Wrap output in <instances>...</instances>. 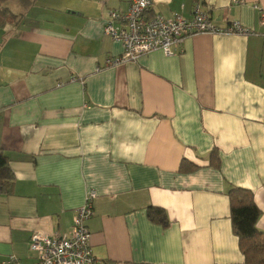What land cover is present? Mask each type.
<instances>
[{
    "label": "crops",
    "instance_id": "1",
    "mask_svg": "<svg viewBox=\"0 0 264 264\" xmlns=\"http://www.w3.org/2000/svg\"><path fill=\"white\" fill-rule=\"evenodd\" d=\"M152 1L150 15L190 19L198 4L212 24L252 33L193 35L172 55L108 66L123 48L103 27L129 0L7 4L24 17L0 28V150L14 173L0 264H33L31 235H69L91 191L93 264H243L233 187L253 193L264 231V0Z\"/></svg>",
    "mask_w": 264,
    "mask_h": 264
},
{
    "label": "built area",
    "instance_id": "2",
    "mask_svg": "<svg viewBox=\"0 0 264 264\" xmlns=\"http://www.w3.org/2000/svg\"><path fill=\"white\" fill-rule=\"evenodd\" d=\"M152 0H129L124 11H110L103 27V35L121 43L120 57L107 61L108 66H117L136 61L139 57L154 51H162L169 56L173 47L186 37L206 34L249 35L250 31L238 23L225 28L211 23L206 13L197 4L193 16L185 19L175 16L166 19L159 14H151ZM93 191L89 192L85 203L74 211L69 235H43L33 233L29 241V251L35 255L33 264H93L94 257L90 245V233L86 222L93 215ZM18 259L10 256L5 264H17Z\"/></svg>",
    "mask_w": 264,
    "mask_h": 264
},
{
    "label": "trees",
    "instance_id": "3",
    "mask_svg": "<svg viewBox=\"0 0 264 264\" xmlns=\"http://www.w3.org/2000/svg\"><path fill=\"white\" fill-rule=\"evenodd\" d=\"M9 2H15L23 11L27 10L36 0H0V28L6 25L17 26L22 22L24 13L12 14L7 7ZM210 164L218 166L217 154L210 155ZM195 166L182 161L180 172L188 173ZM14 187V173L8 158L0 150V195H9ZM230 201V220L232 229L238 238V246L243 256V264H264V231L257 228L259 211L254 203L253 193L248 189L233 187L227 193ZM148 219L166 228L169 220L163 209L151 207L147 210Z\"/></svg>",
    "mask_w": 264,
    "mask_h": 264
},
{
    "label": "rangeland",
    "instance_id": "4",
    "mask_svg": "<svg viewBox=\"0 0 264 264\" xmlns=\"http://www.w3.org/2000/svg\"><path fill=\"white\" fill-rule=\"evenodd\" d=\"M114 11H116V10H114Z\"/></svg>",
    "mask_w": 264,
    "mask_h": 264
}]
</instances>
